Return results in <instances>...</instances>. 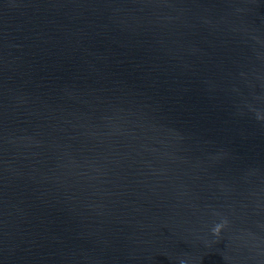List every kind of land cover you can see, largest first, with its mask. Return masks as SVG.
Listing matches in <instances>:
<instances>
[{"label": "water", "instance_id": "95a60500", "mask_svg": "<svg viewBox=\"0 0 264 264\" xmlns=\"http://www.w3.org/2000/svg\"><path fill=\"white\" fill-rule=\"evenodd\" d=\"M0 264H264V0H0Z\"/></svg>", "mask_w": 264, "mask_h": 264}, {"label": "clouds", "instance_id": "9594fccd", "mask_svg": "<svg viewBox=\"0 0 264 264\" xmlns=\"http://www.w3.org/2000/svg\"><path fill=\"white\" fill-rule=\"evenodd\" d=\"M219 225L216 226V228L213 229L214 232H218L219 231Z\"/></svg>", "mask_w": 264, "mask_h": 264}]
</instances>
